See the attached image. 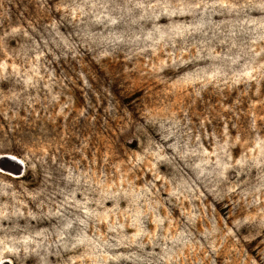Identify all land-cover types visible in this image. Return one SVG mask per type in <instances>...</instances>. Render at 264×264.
<instances>
[{
    "label": "rangeland",
    "instance_id": "obj_1",
    "mask_svg": "<svg viewBox=\"0 0 264 264\" xmlns=\"http://www.w3.org/2000/svg\"><path fill=\"white\" fill-rule=\"evenodd\" d=\"M0 264H264V0H0Z\"/></svg>",
    "mask_w": 264,
    "mask_h": 264
},
{
    "label": "water",
    "instance_id": "obj_2",
    "mask_svg": "<svg viewBox=\"0 0 264 264\" xmlns=\"http://www.w3.org/2000/svg\"><path fill=\"white\" fill-rule=\"evenodd\" d=\"M11 160L14 161L17 165H19V170L16 172V175H19L21 173L20 167L22 166V164L17 160H14V159H11Z\"/></svg>",
    "mask_w": 264,
    "mask_h": 264
}]
</instances>
